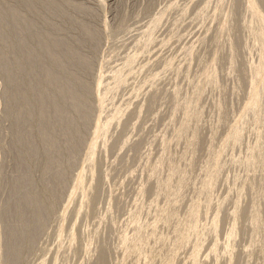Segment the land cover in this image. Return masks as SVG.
<instances>
[{"label":"rangeland","instance_id":"374dc122","mask_svg":"<svg viewBox=\"0 0 264 264\" xmlns=\"http://www.w3.org/2000/svg\"><path fill=\"white\" fill-rule=\"evenodd\" d=\"M26 1L0 0V10L13 9L21 21L31 25V31L37 30L45 35L44 30H47L52 36V33L59 30L56 33L58 39L67 38L72 47L75 42L71 41L73 37L78 39L77 45H74L80 47L75 46L76 50L72 48L75 52L69 48L72 53L82 55L88 64L86 69L75 68L73 65L75 70L72 69L71 72L75 71L73 75L77 76L80 83L86 81L91 96L93 95L90 88L96 86L95 78L100 76L99 73H102L100 88L103 91L113 87L118 76L123 80L117 91L113 89L111 93L106 92L108 94L103 108L97 111H104L102 114L100 112V116L103 115L101 117L104 118L105 114L111 113V116H114V108L119 111L124 109L123 113L120 112L121 115L116 113L120 121L115 122L111 132L118 130V137H122L119 143L122 139L129 140L127 139L128 143L123 146L119 143L115 146L111 145L108 138L106 141L109 146L105 141V147L98 146L95 151L96 171L93 177L97 187L92 192V204L83 209V217H78L77 220L71 210L72 212L66 215L64 225L62 224V232L65 228L76 225V232L82 236L80 239L83 242L74 246L77 250L73 248L74 256L73 252H67L69 255L65 258L57 253L60 249L62 252L65 250L67 239L62 240V236L57 239L60 225L55 220L59 219V206L61 208L68 199L66 193L72 188V180L84 163L87 140L78 149L77 161L71 169L67 184L69 187L66 186L61 195L62 199L58 201V207L53 212H56L57 218L52 213L53 217H49L48 222L45 220L47 227L43 228L45 222L42 227H38L40 234H37L38 229L35 234L40 237L39 243L35 236V243L30 245L36 246L38 250L33 247L34 249L29 251L27 249L30 246L27 247L23 252L31 253H22L21 255L26 256V261H22L24 257H21L19 264H39L40 261L42 264H56L57 261L64 264H93L91 261H94L99 253L93 250L103 245L108 253L107 264H132L128 261L133 259L135 262L137 256V262L134 264H150L148 260L159 254L158 250L169 244L171 239L173 241L168 253H172L179 245L178 252L174 260L167 257L164 264H245L246 259L247 264H264V258L257 259L254 254L251 258L237 256V252L248 244L251 232L254 231L251 219L256 212L259 219L256 231L262 239L259 247H264V81L258 92V101L261 102L259 118L263 116L260 121L263 127L255 123L251 115L254 110L250 111L255 109V103L257 106V98L253 101L255 103L251 101L252 108L245 107L252 87L258 86L260 74L264 72V22L249 17L246 5L241 6L242 10H235L238 15L234 13L235 0H58L59 7L62 8L60 9L65 11L66 15L60 11L48 13L49 10L38 1L27 7ZM243 1L245 0H241L242 5ZM256 3L259 4V0ZM262 9L264 11V8ZM262 14L264 15V12ZM233 18L235 21L240 20L237 27ZM80 24L97 31V48L90 38L86 39L85 36L84 39L80 34ZM233 27L242 36L239 37L240 42L243 45L246 43L242 47V53L247 51V58L246 54L243 57L238 53V56L236 55ZM53 28L57 30L54 31ZM49 29H52V33ZM26 33H18L17 37L21 35L19 38L23 39L24 35L28 36ZM23 40L25 43L29 41L28 37ZM80 42L81 45H78ZM4 44L0 38L1 51L6 47ZM32 44L33 42L28 43L30 49L35 46ZM238 57L245 58L243 62L246 67L236 65L240 63ZM46 59L49 62V58ZM217 61H223L222 64L220 62L221 66ZM236 67L239 68V73ZM244 68L248 70H243ZM7 86L10 89L9 79L5 71L2 73L0 70L1 210L10 199L11 182L20 174V168L24 170L25 167L16 165L18 151L13 147L12 139L17 131L24 134V130L21 123L15 122L16 118L12 119L16 112L7 110L4 94ZM93 88L94 91L95 87ZM141 88L144 89V94ZM91 98L93 101L89 98L90 105L96 102L94 96ZM95 102L91 107L96 106ZM96 108L91 109L93 116L90 115V118L93 119L89 125L92 126V121L99 115ZM115 109L114 111H117ZM65 110L70 113L68 108ZM45 111V120L41 121L39 118L41 122L37 123L38 130L44 127L61 138L63 128L55 127L56 121L48 105ZM240 117L244 121H241ZM91 127L88 126V134L85 136L89 137ZM34 140L36 147L40 148L41 141L37 139V133ZM146 162L148 164H145ZM158 165L159 169L156 167ZM32 174L33 179L40 175L38 169ZM3 203L5 204L2 205ZM28 210L29 208H25V212ZM136 211L140 214L135 224L131 225L134 223L132 221ZM1 213L2 211L0 216L3 214ZM4 223V219L0 221L2 255L5 253ZM110 224L113 225L112 228ZM97 228L101 232L99 230L100 235L96 234L95 237ZM231 229L233 233H230ZM239 229L245 231L241 238L237 234ZM65 232L62 234L64 237ZM120 234L129 235H126L128 238L125 240ZM89 235H93V238L90 237L94 239L93 242L87 238ZM105 236L107 239H103ZM229 239L235 251L231 256H228L225 249ZM85 240L92 244L88 253L93 252V255L83 252L82 243ZM102 240L109 247L101 245ZM58 245H61L60 249ZM194 251H197L196 254ZM192 253L195 258H192L194 261L190 263L189 257ZM52 254L58 255L59 258H54ZM139 259H144L146 263Z\"/></svg>","mask_w":264,"mask_h":264},{"label":"bare ground","instance_id":"6f19581e","mask_svg":"<svg viewBox=\"0 0 264 264\" xmlns=\"http://www.w3.org/2000/svg\"><path fill=\"white\" fill-rule=\"evenodd\" d=\"M37 1L41 2L43 4V7H45L47 10H49L48 13H50V11H52V12L55 11L57 13L60 11L61 13L66 15L65 11L61 10L62 8L59 7V1L58 0H27L26 6L31 7L34 4V2L36 3ZM56 1H58V2H56ZM97 1H99V0H97ZM235 1L236 2L234 4L235 5L234 13L236 12V14H237V11H235V10H239V8H241L240 10H242L241 6L246 5L245 6L246 11L248 12L249 17L257 19V20L259 19L260 21L264 22V15L262 14L264 12V11H262L263 10L262 8H264V2L262 0H259V4L256 3V2H258V0L257 1L256 0H245V2L243 1L244 5L241 4V0H235ZM98 3H100V2H98ZM77 8L79 9L80 7L77 6ZM230 11H232V10H230ZM46 13H47V11H46ZM48 13L46 14V16L49 15ZM244 13H245V11H244ZM51 15H53V13ZM231 15H233V14H231ZM237 19H239V18H237ZM237 19L235 21L233 18V20H234L233 23H235L236 27H237V23L240 21ZM155 22H157V20ZM230 23H231V21H230ZM262 24L264 25V23H262ZM81 25L82 24H80V26ZM103 25H102V28H103ZM105 25H106V23H105ZM241 25H243L242 22H241ZM30 26H31L30 24L28 26L27 23H24L23 21H21L18 18L17 13L14 12L13 9H9V11L2 10V9L0 10V38L2 41L5 42L4 45H6V47L4 46L5 49H3L2 51L0 50V70L2 73L5 71V74L7 75L8 79H9V83H10V89L7 86L5 91H4L5 98H6L7 110L16 112L12 119L16 118L15 122L21 123V126H23V130H24V134H22L18 131L15 133V131H14L15 135L13 136V139H12L14 141L13 147L18 151V153L16 154L18 156L17 160H16L17 161L16 165L18 164L17 166L20 165V167L25 166V167H23L24 170H21L22 168L19 167L20 168V171H19L20 174L18 172V174H19L18 177L16 179L14 178L15 180L13 179L14 181L11 182L12 184H11L10 194H9L10 199L8 202H6V205H4L5 203H3L2 204V205H4L3 209L2 210L0 209V211H2V213H3V214L2 213L1 214L4 216V217H1L2 215L0 216V221L4 219V222H5L4 223L5 225L3 226V227H5L4 232H3V237L5 238L3 249H4L5 253L3 255L1 254L2 252H1V246H0V264H19V263H21V257H24L23 255H21L22 253H24L25 255H27L26 253H31L29 251L34 246L31 247L30 245H32V243L33 244L35 243V236H36L37 242L39 240L38 238H40L35 233H36L37 229H38L37 234L39 233L40 229L38 227L39 226L42 227V224H44V222H45V224L43 225V228L47 227L46 223L50 219L49 217H51L53 214L55 215L56 212L55 213H53V212L56 210V207H58L57 206L58 201L60 199H62L61 195L66 190L65 189L66 186L69 187L67 184H68L69 176H70L71 171H72L71 169L74 167V165L77 161L78 149H79V147L81 148L83 143L86 142V140H87V142L85 143L86 144V151H85L84 163L82 166H80L81 168L78 171L75 179L72 180V182H73L72 188L68 191V193H66V196H68V199L66 201H64V203L62 204L63 206L61 208L59 206V209H60L59 212H61L60 215H59V213L57 214V215H59L58 216L59 219H57V220H59V222L57 220H55L56 223H59V225H60L59 226V233H57V239H59L61 236L63 238L62 240H64V238H65V240L67 239V241L65 242V243H67V245L63 244L62 242H64V241L60 240L63 245H66V247H65V250H63V252H62L61 249L59 248L61 245H58V248L60 249L59 252H61V253H59L57 251V253L60 254L59 256H61V254H62V256L65 258L67 255H69V254H71V252H73V248L76 249L75 245L77 243L80 244V242H83L82 239H80L81 235L79 236L78 232H76V228H75L76 225H74L73 227H70L69 229L65 228L66 232H65V230L63 231L66 233V234L64 233L65 237L62 235L63 234L62 229H64L63 228L64 227L63 226L64 220L68 216V212H70L71 210L73 211V212L71 211L73 214L72 213H69V214H72L76 218V219L74 218L75 220H77L78 217H80V218H81V216L83 217V215H84L83 209L86 206L88 207L90 204H92L91 200L94 199V196H92V192L94 189H96L95 187H97V185L94 184L96 181H94L93 174H95V171H96V167H95L96 152L95 151L97 148H99L98 146L103 145L102 147H105V141L108 138H110V140H108V141L111 143V145L113 144L116 146V144L119 143L120 139L122 138V137L121 138L118 137V134H117L118 130L117 129L116 130L113 129L116 133L111 132V131H112L113 125L115 126V122H117L118 120L120 121V118L118 117V115L116 116V113L117 114L119 113V115H121L120 112L123 113L124 109L122 110L120 108L121 111H119V109L117 110L114 108L115 110H117V111H114V109H112L113 112H116V113H113L115 115L111 116V113L108 115L105 114L104 118L101 117L103 115L100 116L101 111H97V109L102 110L106 94H108L106 92L110 91V93H111L114 90L117 91V88L119 86H122L121 83L123 82V80H120L119 76H118L119 80L116 78V80H117L116 83H114L115 81L113 82L115 85L113 87L109 88L108 91H107V89H105L103 91L100 88L102 85V83H101L102 82V73H99L100 76H97L98 78H95L97 83L94 79L96 86H93V87H95V90L93 91V89H94L93 87H92L93 89L92 88H90V89L92 90L91 91L92 95L96 98L95 99L96 102L94 101L95 102L94 106L95 105L96 106L94 108L97 107L96 108L97 112L96 111L95 112L98 113L99 115H97L98 117H96V115H94V117H96V118H94V121H92V122H94L93 123L94 126L89 125L91 123V119H93V118H90V115L93 116V114L91 113L92 112L91 109H94L93 106L91 107V105L94 102H92V103L90 102L91 103V105H90L89 101H91L93 99V98H91L93 96H91L90 95L91 93L88 92L89 91V87H88L89 85H87V83H85L86 81L80 83V81H77V79H78V78H76L77 76L75 77L73 75V74H75V71H74V73L71 72L72 69L75 70L74 67H72L73 65L75 66V68L81 67L83 69V67L84 68L87 67V64H88L87 61H85L86 59L84 60V57H81L82 55L80 56L76 53H72V51L75 52L72 48H74L76 50L75 46L77 45L76 41H78V39L75 40L76 38L74 39V37H73V40H71V41H73V42L75 41L74 44H76V45H74L72 43V45H73V47H72V46H70L71 42L66 40L67 38L66 39H63V38L58 39V37L56 36V33L59 30L56 29L57 32H54L55 33V35H54V33L51 32L52 29L51 30L49 29L50 33L53 34V35L52 34L51 35L53 37L56 36V37L52 38V36H50L49 33H47L48 31L46 30L47 31L46 32L44 30V29H46L44 26H43L44 29H42V28L41 29L44 30V32L46 33L45 35H43L44 33L43 34L39 33L37 30L31 31ZM45 26H47V25H45ZM85 27H82V26L80 27V34L83 35L84 39H85V36H86V39L90 38L89 40L90 41L92 40L94 45L96 44L95 48H97L98 47V45H97L98 43L96 42V39L98 40V38H96L98 36V35H96L97 31L94 30L95 31L94 32L93 30L89 29L87 26H85ZM105 27L108 28L107 25ZM33 28H34V26H33ZM239 28H241V27H239ZM53 30H54V28H53ZM56 30H54V31H56ZM23 31L28 33V34L26 33L28 35L27 37L29 40L27 43H25L27 41L26 39H25L26 40L25 42L23 40L24 38H27V37H25L26 35H24L23 39L19 38V37H21V35L19 37H17L19 35L18 33L22 32L24 34ZM103 32H104V30H103ZM107 32H108V30H107ZM233 34H234L233 40L235 41L236 48H237V49H235V50H237L236 55L238 53L239 55H242L241 57H243V55L246 54L245 57L247 58V51L245 52L243 50L245 52V54L242 53V49H243L242 47L246 43H244V45H243L240 42L241 40H239V37H242V36L238 34L237 30H234V27H233ZM81 35L79 37H81ZM22 37H23V35H22ZM81 39H82V37H81ZM84 39H82V40H84ZM82 40H80V41H82ZM90 41H88V43ZM32 42L35 46H34V48L30 49V46H28V43H32ZM82 42L85 43V40ZM147 42H148V38H147ZM91 43L89 45H91ZM193 43H194V41H193ZM193 43H192V45L194 46ZM78 45H81V42ZM82 45H83V43H82ZM94 45L92 48H94ZM189 45H187V46H189ZM69 47H71L72 51L70 50ZM76 47H80V46H76ZM190 47H192V46H190ZM234 47H235V45H234ZM246 48H244V49H246ZM189 51H191V50H189ZM46 57L49 58V62L47 61ZM222 57H224V55H222ZM222 59H220V60H222ZM224 59L226 60L227 58L224 57ZM237 59H240L239 60L240 63L236 64V65H238L240 67L242 65V68H243V66L245 65L244 64L245 62H243V60L245 58L241 59L238 57ZM225 60H223V61H225ZM235 61L238 62L237 60H235ZM241 61L243 62V64ZM220 62L221 61L218 62L219 66H221ZM222 62H221V64H222ZM225 62L223 63L224 65H226ZM246 64H247V62H246ZM246 66H244V67H246ZM144 67H146V66H144ZM81 68H78V69H81ZM236 69L238 70L239 68L236 67ZM246 69L247 68H244L243 70H246ZM78 71H80V70H78ZM144 71H146V70H144ZM241 72L243 73V71H241ZM77 73H80V72H77ZM127 73H128V71H127ZM237 73H239V70L237 71ZM94 77H96V75ZM120 77H123V76H120ZM123 78H125V77H123ZM245 79H247V78H245ZM75 81L77 83V86H75ZM263 81H264V72H262V74H260L258 86L256 88L252 87L253 90L250 92L251 94L249 95V97H247L248 99L246 98L247 103L245 104L246 109H248L249 107L253 106V104H251V101H252V103H255L253 101L257 98L256 99L257 100L256 101L257 106L255 103V107L253 106V108H255V109H251L250 111L254 110V111H252L253 114H251V115H253V119H254L255 123L259 126L260 125L262 126V124H263L262 122L260 123L261 117H263V116H261L259 118L260 112H261V105H260L261 102H259L260 100L258 98V94H259L258 92H259L260 88L263 86L262 85ZM146 82H147V80H146ZM149 82L151 84V81H149ZM128 83H129V81H128ZM150 84H148V85H150ZM143 90L144 89H142V91ZM142 91L140 93H142ZM88 93H89V95H88ZM143 94H144V91H143ZM147 94H148V92H147ZM132 95H134V94L132 93ZM89 96H91V97H89ZM89 98L91 100H89ZM134 100H136V99H134ZM130 103L132 104V102H130ZM46 105H48L50 107L51 111L53 112V117L56 121V123H54L55 127H57L58 129L63 128V131H62L63 135L61 138H58L52 130L45 129L44 127H41L38 130L37 123L45 120V118L43 116L46 115V111H45ZM65 108H68L70 110V113H67ZM124 108H125V106H124ZM263 111L264 110H262V114H263ZM102 112L104 113V111H102ZM102 112H101V114H102ZM126 112H128L127 114H129V110H127ZM39 118H41V121ZM119 121H118V123H119ZM236 121H237V119H236ZM241 121H244V120H242V118H241ZM263 122H264V120H263ZM120 124H121V122H120ZM241 124H242V122H241ZM241 124H240V126H241ZM233 125H235V124H233ZM88 126H89V128L92 126L89 137L85 136L88 134L87 133ZM117 126H118V124H117ZM118 127H120V126H118ZM262 127H259V128H262ZM262 130L264 131V129H262ZM263 131L261 132L262 134H263ZM36 133H37V139H39L41 141L40 148H37L36 143L34 142L35 141L34 138H35ZM257 133H259V132H257ZM105 136H107V137H105ZM259 137H261L260 134H259ZM127 139L129 140V138H127ZM127 139L126 140L122 139L119 144L121 146H123V144L125 145L126 143H128ZM109 142H107L108 143L107 146H109ZM115 146H113V147L115 148ZM263 147L264 146L262 145V148ZM110 148H112V146H110ZM102 150L105 151V149H102ZM261 151H262V149H261ZM145 156H147V155H145ZM145 164H148V163L146 162ZM146 166H148V165H146ZM156 167L159 169V165ZM36 169L39 170L40 175H38V178L35 177L37 179H33L34 175L32 174V172L35 171ZM158 173H159V170H158ZM36 176H37V174H36ZM25 208H29L28 212H25ZM59 209H57V210H59ZM107 211H108V209H107ZM135 213H136V215L134 214L135 218L132 221L134 223H131V225L135 224L137 216L140 214L139 211L138 212L136 211ZM254 213H252V215ZM256 213L254 214V216L252 218L253 220L251 219V223L253 226L252 228H254V231L251 232L248 244L244 245L242 247V249L239 252H237L238 257L245 256L247 258L248 257L251 258V255L254 254V256H256L257 259H263L264 258V247L263 248L259 247V243L262 241L261 235H260V233L258 234L256 231L258 229L257 226H258V220H259L257 218L258 216ZM258 215H259V213H258ZM56 218H57V216H56ZM2 223H3V221H2ZM112 224H110V227ZM56 225H58V224H56ZM256 227H257V229H256ZM134 229H135V226H134ZM243 229H241V230L239 229L237 231V234L240 235L239 236L240 238L244 235L245 231ZM97 230H98V228L95 230L96 233L94 232L95 237H97L96 234L97 235L99 234L100 229L98 231ZM132 231H133V228H132ZM43 232H44V230H43ZM100 232H101V230H100ZM129 232H126V233H129ZM230 233H233V229H231ZM126 235L125 236L121 235V236L124 237L126 240L128 238L127 236L129 234L127 236ZM130 236H132V235H130ZM90 237H91V235H89V237L87 236L88 239H90ZM91 238H93V235ZM85 239H86V237H85ZM103 239H107L106 236ZM86 240L84 243H82L83 244V250H84V251L83 250L82 251L85 254L87 253V254L93 255V252L88 253L89 250H91V249H89V246L92 248V244H89L88 241H87L88 242L87 243ZM90 240L92 241L94 239H90ZM125 240H124V242H125ZM172 241L173 240L171 239V242ZM228 241L229 242L227 243V247L225 249H226L228 256H231V255H234L235 251L232 247L231 239H229ZM171 242L169 244L167 243L163 247H161V249L158 250L160 253L156 254L152 260H148V261H150V264H164V263H166L164 261H167V260H165L167 257L169 259L174 260V256L178 252L177 249H178L179 245H178V247H176L174 249V251L172 253H168V248H169ZM181 242H182V240H181ZM2 244H3V242H2ZM41 244H42V242H41ZM82 244L80 245V250L82 248L81 247ZM102 244H105L107 246L106 242H103V240H102L101 245ZM122 244H123V247H125V244L123 242H121V245ZM29 246H30V248L27 249V247H29ZM39 246H40V244H39ZM56 246H57V244H56ZM107 247H109V245ZM107 247H105V248H107ZM39 248H41V247H39ZM63 248L64 247H62V249ZM95 248H97V246ZM95 248H93V249H95ZM25 249H27L29 251L23 252V250H25ZM35 249L38 250V248H35ZM54 249H56V248L54 247ZM56 250H58V249H56ZM97 250H93V251L99 252L98 255H96L97 256L96 259L94 261H91L92 259L89 261L93 262V264H107V261H108L107 257L108 256L106 254H108V253L105 252L106 249L104 250V245L101 246L99 249L97 248ZM123 250H124V248H123ZM193 250H194V248H193ZM196 252L197 251H194L195 254H196ZM213 252H214V250H213ZM55 254H56V252H55ZM75 254H76V252H75ZM54 255H53L54 258H56V256H58V255H56V256H54ZM59 256H58V258H59ZM73 256H74V252H73ZM194 256L195 255H193V253H192L191 257H189V258H191V260L189 261L190 263H193L192 261H194V260H192V258H195ZM25 257L22 258V259H24L22 261H26ZM83 257H85V256H83ZM71 258H72V256H71ZM67 259H68V257H67ZM137 259H138V256L136 257L135 262H137ZM87 260H88V258H87ZM247 260L248 259L245 260V262H246L245 264H247V262H248ZM64 261H65V259H64ZM140 261L146 263V261H144V259L143 260L141 259ZM135 262L133 261V259L131 260V262L128 261V263H132V264H134ZM40 263H41V261H40ZM58 263H60V262L57 261L56 264H58ZM62 263H60V264H62ZM67 264H69V262ZM148 264H149V262H148Z\"/></svg>","mask_w":264,"mask_h":264}]
</instances>
